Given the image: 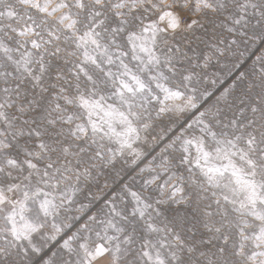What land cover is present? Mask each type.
<instances>
[{
    "label": "snow or ice",
    "instance_id": "6c2138e0",
    "mask_svg": "<svg viewBox=\"0 0 264 264\" xmlns=\"http://www.w3.org/2000/svg\"><path fill=\"white\" fill-rule=\"evenodd\" d=\"M0 264H264V0H0Z\"/></svg>",
    "mask_w": 264,
    "mask_h": 264
},
{
    "label": "rangeland",
    "instance_id": "374dc122",
    "mask_svg": "<svg viewBox=\"0 0 264 264\" xmlns=\"http://www.w3.org/2000/svg\"><path fill=\"white\" fill-rule=\"evenodd\" d=\"M222 71L226 72L227 70L225 69V70H222ZM73 230H74V229H73Z\"/></svg>",
    "mask_w": 264,
    "mask_h": 264
}]
</instances>
